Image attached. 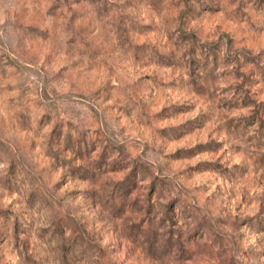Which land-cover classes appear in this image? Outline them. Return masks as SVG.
Returning a JSON list of instances; mask_svg holds the SVG:
<instances>
[{"label":"rangeland","instance_id":"1","mask_svg":"<svg viewBox=\"0 0 264 264\" xmlns=\"http://www.w3.org/2000/svg\"><path fill=\"white\" fill-rule=\"evenodd\" d=\"M0 264H264V0H0Z\"/></svg>","mask_w":264,"mask_h":264}]
</instances>
